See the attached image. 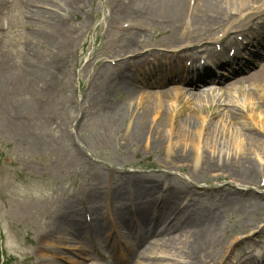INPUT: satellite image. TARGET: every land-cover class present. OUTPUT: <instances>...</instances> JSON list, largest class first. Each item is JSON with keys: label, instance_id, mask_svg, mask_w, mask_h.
Returning a JSON list of instances; mask_svg holds the SVG:
<instances>
[{"label": "bare ground", "instance_id": "bare-ground-1", "mask_svg": "<svg viewBox=\"0 0 264 264\" xmlns=\"http://www.w3.org/2000/svg\"><path fill=\"white\" fill-rule=\"evenodd\" d=\"M120 1L112 14V26L101 28L105 34L116 32L117 20L125 16H135L141 22L145 21L146 17L150 19V23L157 21L154 20L156 16L162 19L160 20L162 24L164 23L161 26L162 31L166 33L164 35L167 44L178 49L183 45L181 43L195 44L192 45L193 48H200L202 46L196 45L205 44L207 41H210L209 44L219 42L218 38L207 36L205 33L213 27L229 26L230 18L233 16L230 15L232 7H227L234 4L244 5L250 0H122V5L119 4ZM88 2L89 0H0V15L5 10L15 9L17 17L27 22L31 34L25 59L18 72L7 71L6 66L0 62V116H3L10 127L15 126V129L23 133L29 132L35 144L40 147L50 144L42 135L43 121L52 117L55 108L68 106L65 98L58 97L60 91L67 85L65 80L67 66L62 58L83 34V29L80 28L75 32L71 31L72 28L66 23V17H72L81 5L85 8ZM262 16L264 11L257 17L262 23L252 20L250 23L247 22L249 24L237 26L248 35L247 39L251 40L247 60L242 59L239 53L241 61L234 63L236 60L233 64L226 65L222 75L209 76L204 72L203 75L208 76H204L203 79L198 77L200 73L192 74L193 71H190L187 62L181 70L175 68L169 70V76L166 77H153L156 74H152L151 71L155 69L149 72L150 78L146 75L140 77L136 69L142 68L148 60L143 55L174 57L169 54H175L177 51L144 48L145 43L140 41L141 38L138 39L142 34L136 33L142 32V27H138L137 31L133 27L129 28L127 33L118 39L115 34H109L110 40L105 45L109 48H119L125 56L113 66L103 64L101 71L93 78L88 94L85 95L88 106L97 110V121L103 127L105 137L110 138L108 142L112 137L117 138V146L121 150L129 151L134 146L143 145L147 154L165 149L168 156L160 157L158 162L161 168L182 165L184 162V165L190 164L192 168L186 177V183L175 180L173 176L163 171L159 172V179H156L155 175L142 176L126 171H115V175L109 172L99 173L94 178V187L83 196L81 211L76 204L77 201H69L53 215L54 219L47 227L50 230L43 238L40 237L43 247L39 249L46 250L49 243L45 245V242L50 241L53 244L64 242L79 244L74 247L78 252H74L73 255H78L81 259L67 260L72 264H86L84 255H87V247L90 248L88 250H93L109 243L111 237L107 235L109 227L117 228L119 232L117 237H121L123 247L126 246V253L117 264H159L156 263L159 259H167L170 264H180L179 259L183 260L184 256L188 261L183 264H203L202 260L210 256L209 247L221 243V239L218 238L222 232L220 215L222 211L234 205L235 198L226 190V193L220 195L219 201H216V198L208 199L203 205L193 202L192 195L199 193L198 182L205 178L201 171L204 167H207L208 171L215 168V172L229 176L233 182L244 185L252 184L257 176L252 158L247 155L246 150L255 152L261 145V137L250 124H242V128L236 126L243 118L241 115L243 108L237 109L229 99L237 92L245 94L246 85L249 88L264 89ZM153 26H156V23ZM121 30H124L122 25ZM237 35L234 34V37ZM205 39L211 40L204 41ZM231 39L232 34L228 31L222 41L227 42ZM191 59L194 60V57ZM158 61L169 60L162 58ZM5 68L6 70H3ZM54 68L60 69L58 77L53 74ZM162 71L164 73L167 70ZM205 83L212 85L205 88L209 89L210 94H204L205 89H200ZM4 88L9 91L7 95L3 94ZM219 91L220 93H215ZM121 94L123 96L119 99ZM246 94L248 109L251 111L253 109L251 107L255 105L256 108L257 103L254 102L251 93ZM13 99L15 115L12 116L6 114V109L9 108V101ZM123 101L127 102V106L123 105ZM170 102H175V109L171 110ZM201 103H215L211 117L203 108L201 109ZM217 108L225 110V119L220 120L221 127L219 121L217 123L212 120L219 115L216 112ZM260 112L263 113L262 119L252 120L264 130V111ZM85 115L88 114L82 110L81 118ZM91 118L94 119V116ZM225 122L233 126L232 136H229L232 143L227 140L224 142ZM167 131L170 132L168 133L171 134L170 137L166 136ZM65 135L58 139L63 145ZM201 135L206 136L202 143ZM188 142L191 143L190 148ZM225 144L227 148L232 146L236 152H226ZM237 151L240 153L237 154ZM69 157L84 166L93 167L90 162L84 161L85 157L78 144L73 147ZM126 161V157L119 160L123 164H126ZM104 196L107 198L104 199L105 206H102ZM221 201H224L223 204ZM219 202L221 203L218 204ZM131 205L136 207L132 211L136 217L128 211ZM100 214L109 218L103 216L101 220ZM89 215L94 216L95 225L84 229L82 217L85 219ZM85 231L90 234V240L80 238ZM134 241L136 247L131 244ZM121 248L122 243L113 249ZM253 256L250 257L259 259L257 257L259 255ZM260 260L264 263L263 257Z\"/></svg>", "mask_w": 264, "mask_h": 264}, {"label": "rangeland", "instance_id": "rangeland-1", "mask_svg": "<svg viewBox=\"0 0 264 264\" xmlns=\"http://www.w3.org/2000/svg\"><path fill=\"white\" fill-rule=\"evenodd\" d=\"M118 1L89 0L85 8L81 5V9L79 8L72 17H66V23L72 28L71 31L75 32L77 28H80L83 29V34L76 44L71 45L69 53L62 58L67 66L65 78L67 85L60 91V94L58 93L60 95L58 97L65 98L68 106L55 108L52 117L46 118L42 124V135L50 141V144L42 147L36 145L32 135L28 134L29 132L23 133L15 129V126L10 127L4 121L3 116H0V264H72L67 259L72 258V261L81 259L80 256L73 255L74 252H78L74 250V247L79 244H68V242L53 244L50 241L45 242V245L49 243L48 248L42 251L39 249L43 247L40 237L43 238L44 234L50 230L47 227L62 205H66L69 201H77L76 204L81 211L83 196L94 187V178L101 172L114 174L115 171H126L142 176L155 175L156 179H159V172L163 171L169 173L175 180L186 183L191 165H184V162L178 166H167V170L161 168L158 161L161 156H168L165 149L147 154L143 145L134 146L129 151L128 149L121 150L117 146V138L112 137V140L108 142L110 138L105 137L103 127L97 121V110L88 106L89 103L86 101L85 95L88 94L92 80L101 71L102 65L109 64L124 55L119 48H109L105 45L110 40L109 34H115L117 38L126 34L129 28L133 27L137 31L138 27H142V32H136L142 34L138 39L141 38V41L151 45L154 49H173L172 45L167 44L165 31H162L161 25L164 24L160 21L162 19L156 16L154 20L157 21L153 23H150V19L146 17L145 21L141 22L135 16H125L117 20L118 30L116 32L105 34L101 28L112 26V14L113 11L115 12ZM122 3L121 0L119 4L122 5ZM231 7L230 15L233 16L230 18L231 24L222 25V27L220 25L219 28L213 27L205 33L207 36L216 38L219 34H226L228 31L233 33L239 31L236 28L239 24H249L250 21H255L263 9H254L263 8L264 0L254 1V3L250 0L244 5L234 4L227 8ZM10 10H5L0 15V62L6 66L7 71L17 70L18 72L25 59L26 47L31 34H29L27 22L17 17L15 9L11 12ZM154 23L156 26H153ZM126 24L129 26L122 31L121 25L123 27ZM59 70L54 68V72L51 71V73L53 72L54 76L58 77ZM244 90L246 91L244 95L237 92L229 100L237 109L243 108L241 113L243 118L237 122L236 126L242 128V124H250L261 137V145L255 152L246 150L247 155L252 158V165L255 172L257 171V176L252 184L244 185L233 182L229 176L215 172V168L213 171H208L207 167H204L201 171L205 174V178L198 182L199 193L192 195L193 202L203 205L208 199L215 200L216 198V201H219L220 195L226 193V190L235 198L234 205L222 211L220 215L222 232L218 238L221 239V243L218 242L217 246L209 247L210 256L202 260L203 264H264L262 260L259 261L261 257L264 258V130L252 120L255 118L258 121L263 117L260 111H264V89L249 88L246 85ZM3 92L6 95L9 93L6 88ZM247 92L253 96L257 109L254 105L249 111ZM215 93L218 94L220 91ZM204 94H210V92L205 91ZM122 96L123 94L119 99ZM124 104L127 106V102L123 101ZM169 104L171 110L175 109V102ZM200 106L211 117L215 103H201ZM8 107L6 114L15 115L14 99L9 101ZM129 107L131 108L130 103ZM82 110L88 114L83 118H81ZM216 112L220 116L217 115L212 120L217 123L219 121L218 124L221 127L220 120L224 118L225 110L217 108ZM93 116L94 119L91 118ZM7 119L10 121L8 117ZM225 123L224 142L226 143L227 140L232 143L229 136H232L233 126L228 122ZM168 133L170 132L167 131V134L164 132L170 137L171 134L168 135ZM63 134H66L64 145L58 140L61 135L64 136ZM204 137L206 136L201 135L200 143ZM76 144L82 149V155L85 157L83 160L90 162L93 167L84 166L69 157ZM189 144L191 145L188 142V146ZM62 147L63 149L67 147L69 151L63 150ZM224 150L236 152L232 146L227 148V144L224 145ZM239 153L237 151V154ZM124 157L127 158L126 164L119 162ZM231 186L233 187L230 188ZM105 198L107 196H104L102 206H105ZM100 218L102 220V216ZM93 222L95 224V221ZM82 227H84L83 217ZM116 233V229L110 232L111 235ZM80 238L88 237L81 235ZM121 240V237H118L115 244L120 245ZM131 244L133 245L134 242ZM253 244L259 247L255 252L251 249ZM107 245L102 246L101 249L98 248L100 253L88 250L87 255H84L85 263L113 264L114 259L124 253L113 254L111 250L115 247L111 246L110 242ZM225 250L228 252L226 253ZM254 254L259 255L257 256L259 259L250 257ZM44 255L46 257H42ZM179 260H181L180 264L188 261L185 256L183 260ZM156 263L170 264L171 262L167 259H159Z\"/></svg>", "mask_w": 264, "mask_h": 264}]
</instances>
